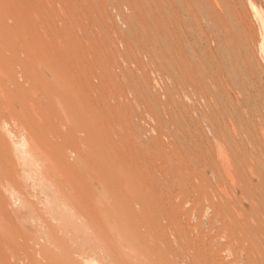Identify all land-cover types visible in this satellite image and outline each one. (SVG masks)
Returning <instances> with one entry per match:
<instances>
[{
  "label": "rangeland",
  "instance_id": "374dc122",
  "mask_svg": "<svg viewBox=\"0 0 264 264\" xmlns=\"http://www.w3.org/2000/svg\"><path fill=\"white\" fill-rule=\"evenodd\" d=\"M16 2V11L28 16L34 41L45 38L46 48L57 55L60 49L62 63L70 66L78 95L89 106L90 115L92 113L104 120L114 118L110 124L114 133L112 144L116 145L110 146L113 154L119 158L128 154L129 158L138 159L136 162L154 166L151 177L144 172L150 179L152 193L157 195L166 209H169V202H177V220L188 230L194 229L191 237L197 240L196 244L208 248L206 236L222 234V241L232 248L228 252L222 251L230 263L264 264V0H236L237 14H241L240 22L231 8V0H210L209 6L205 4L210 16L218 12L222 17L216 25L207 22L208 34L212 36L227 27L232 31V38H229L230 33L223 42V50L214 46L211 51H198L206 66L212 68L210 78L203 82V92H195L191 80L187 81L185 88H173L175 101L168 100L163 84L165 81L159 73L158 41L154 33L151 35V29L157 30L158 9L154 2L151 7L144 5L145 0H134L133 4L126 0ZM229 10L232 15L227 12ZM15 66L18 82L27 88L28 83L21 72L23 70ZM3 77L0 90H11L13 80L10 78V82L7 80L9 77ZM4 94V102H0V120L8 126L7 134L14 137L16 155L27 152L31 161L21 165L18 171L11 168L7 160L0 158V196L4 200H11H7V205L0 201V264H8L7 258L11 264L42 262L43 256L37 247L39 243L35 242L52 240H47L48 235H45L51 234L48 233L51 228L54 229H51L53 234L57 232L53 240L59 244L58 239H64L63 242L66 241L68 249H71L73 264L117 263H113L110 256L104 259L80 255L94 247L93 244L95 247L104 246L106 237L88 228L93 217L92 212L86 210L87 206L80 207L81 204L66 198L68 191L74 195L75 188L54 186L64 177V167L61 166L59 171L62 161L52 156L49 148V151L46 149L51 145V137L55 139L53 144L62 143L70 152L64 157L71 155L70 159H66L77 164L79 155L90 152V142L85 134H79V142L75 139L65 142L58 134L54 135V128L66 129L61 119L56 117L48 121L49 108H45L48 99L46 101L39 95V106L32 104L39 109L29 105L31 102L21 106L12 104L14 109H10L5 101L12 98V93L7 91ZM30 106L32 110H26ZM20 108L27 112V115L24 113L25 116L21 114L20 117L30 116L29 120L17 117L23 112ZM119 111L122 113L117 114ZM62 113L61 117H66L70 111L65 109ZM115 117H121L120 121ZM104 127L107 128V124ZM51 129L54 131L51 132ZM90 129L84 127L83 131L88 134ZM46 132L50 135H46ZM29 142H32V147ZM84 164L85 161H82L78 166H72H76L75 174L78 177L85 174ZM76 177L74 179L78 180ZM181 183L186 185L187 198L180 193L172 195L173 189H180ZM187 200L190 209L185 205ZM14 205L16 210L20 207L24 214L18 219L14 216L16 228L15 223L8 221L11 215L7 213ZM31 206L33 209H30ZM6 209L9 210L5 212ZM67 220L70 226H67ZM91 222L96 223L97 220ZM76 227L81 233L71 229ZM56 241L53 242L56 244ZM11 250L14 253H10ZM63 264L66 262L63 261Z\"/></svg>",
  "mask_w": 264,
  "mask_h": 264
},
{
  "label": "bare ground",
  "instance_id": "6f19581e",
  "mask_svg": "<svg viewBox=\"0 0 264 264\" xmlns=\"http://www.w3.org/2000/svg\"><path fill=\"white\" fill-rule=\"evenodd\" d=\"M126 1L131 4L134 3V0ZM231 1L233 2L231 8L234 10L236 20L240 22L241 14H237L236 0ZM153 2L157 6L158 15L156 16L155 24L157 30L155 31L151 29V35L152 33H154L158 41L156 51L157 54H159V73L165 81L163 84H165L164 87H166V92H164L168 100L175 101L176 98L173 88L177 90L178 88H185L188 80L192 81V87L195 92H203V82L210 78V70L212 68L210 66H206L205 61L199 55L198 51L200 49L203 51H206L207 49L211 51L214 50V46H218L222 49L223 42L226 40L227 36L230 33L231 34L229 38H232V31L226 27L220 30L219 33H214L212 36L211 33L208 34L209 29L206 28L207 22L216 25L222 19L221 15L218 14V12H214L212 16L209 15V11L206 9L205 4L209 6L210 0H145L144 5L147 7H151L153 6ZM17 7L18 3L16 2V0H0V75L4 77L6 76L5 78L9 77V79H7L9 81L10 78L13 80V87L11 90H0V102H4V93L7 94L8 91L9 94L12 93V98L8 99L5 102L8 104V106L10 105V107L6 106L10 109L13 108L12 104L16 103L20 104L19 106H21V104L26 105L31 102V104L29 105L32 106V104H35L34 106H39L38 99L40 98L38 97L39 95H41L43 96V98H46V101L48 99L46 107L42 106L45 108H49V112H47L48 115L45 114L48 116V121L52 118L57 117L61 119L62 125L66 128H64L65 130L62 131L58 129V127L54 128L53 126L55 130L54 135L58 134L59 137L63 138V141L65 142L69 139H75L77 142H79V134L84 133L86 136V140H89L90 152L86 155H83L81 153L82 156L77 153L80 156L79 157L77 155V158L79 159L77 161V164H81L82 161H85L86 164H84L85 174L82 173L79 175V177L75 174L76 168L74 167L76 166L72 167L73 165L77 164L70 162L71 160H67L71 158V155L69 156L70 158L67 156L64 157L65 154L68 155L70 152L66 151L62 143H52L55 140L54 136L51 137L53 138V140H51V145L49 144V147L46 148L47 150L49 148L52 156L54 155L58 159H60V161H62L63 165L59 164V171L60 168H62L61 166H63L64 169L62 170V173H64V175L62 176H66L65 178L63 177L57 184L55 180L54 186L59 185V187L63 188H65L64 186H67L68 188H75L74 195L76 196L70 194V192L68 191V195L66 196V198H69V200L72 199V202H77L79 205L81 204L80 207L82 205H85L84 207H88L87 209H85H89V212H92L93 219L97 220V222L94 223L95 221L91 222V220L93 219L90 218V224L88 228L90 227L92 230H95V232L98 231L103 235V237H106L105 240H107L105 241L106 243L104 246L95 247L96 245L93 244L94 247L92 246L88 248L89 250L87 249V252L83 251L84 253L81 252L80 255L84 257H88V255H90L104 259L105 257L110 256V258L113 260V263L117 261V263L121 264H237L235 262L230 263L228 260H226L225 254H223L222 251L228 252L231 251L232 248L226 241H222V239H224V236L222 234L212 235L210 237L206 236V240H209V243L206 244H209V247L205 248L204 245L203 247H200L197 245L199 243L196 244L197 240L194 239V241L191 237V234L195 232L194 229L188 230L181 225V222L177 220V202H169V209L163 207V203L157 199V195L152 193L150 179L147 175L144 174V172L146 171V173H148L151 177V174L154 170L153 165L148 163L141 164L139 162H136L138 159H133L131 156L129 158V155L124 152H122V154H126V156L123 158L116 157L117 155L115 156L113 154V148H110V146L116 145L112 144L114 143V133L110 128V124L114 122L112 120L114 118L109 117L104 120L101 119V117H98L96 115L94 116L92 113L90 115L89 106L78 95L77 88L75 87L76 82L72 79L70 66H67L66 63H62L63 54H61L60 49L57 55L56 52L49 51L46 48L45 38L39 42H35L34 34L32 30H30L28 16L23 12H17ZM253 7L255 9V6ZM227 12L232 15V12L230 10ZM208 27L211 28L210 26ZM136 36H138V33ZM262 47L264 53V46ZM15 65H18V68L20 70H23L21 72H23L22 75L25 76L26 82L28 83L27 88H25L23 85H21V83L18 82V76L16 75L17 72H15L14 68ZM20 66L22 67V69ZM48 72L50 73V76L47 74ZM2 76L0 77V80ZM164 89L165 88H163V90ZM203 99H206V97ZM31 106L26 110L34 107ZM74 108L76 110H73ZM10 109L9 111H11ZM20 109H23L20 110L23 112L20 113V111H16L17 113H20L19 116H16L19 117V119L29 120L30 116H28L29 119L20 117L21 114L24 117V113H26L27 115V112H25L26 110L24 108ZM65 109L70 111L69 115L66 117H61L64 114L62 112H65ZM31 110L32 109H30V111ZM119 113H122V111H119L117 114ZM12 115L14 117L15 113ZM115 118H117L116 120L121 119V117ZM106 124L107 128L104 127ZM53 125H55V123ZM7 127L8 126L2 124L1 121L0 158H4L5 160H7L10 166H12L11 168H14L16 170L18 169L19 171V168L22 167L21 165L27 164V162L29 163L31 159H28L29 157H27V152L25 154H19L20 156L16 155L15 152L17 151L14 150V144L16 143H14L15 141L12 140L14 138L13 136H11L12 134L9 135V132V134H7ZM84 127H86V129L91 128L88 131V134L83 131ZM54 130L51 129V132H53ZM10 132L13 133L12 131ZM36 132H38V130ZM46 135H50L49 132H46ZM34 138L35 137H33L32 140ZM34 141L35 140H33V142ZM17 142L20 143V141ZM48 142L49 140L47 139V145ZM29 143V145L32 147V142ZM37 143H39V141ZM39 145L41 144L39 143ZM38 153L39 152H37L36 154ZM36 160L39 159L36 158ZM54 160H56V158ZM89 164L92 171L89 169ZM228 165L230 167L227 166L226 170L228 167L231 168V163ZM45 167L47 168V166ZM71 168H73V170ZM65 169L68 171H66ZM137 169L140 173L137 171ZM78 170H80V168ZM70 172L74 173L75 177H78V180H75V177L73 176L74 174L71 175ZM59 177L61 178V176ZM180 185V189H173L174 192L172 195L180 193L182 197L187 198L188 194L186 193V185L184 183H181ZM2 193L4 192H1V194ZM7 200L6 198L4 200L0 196V201H3V203H6V205ZM185 202L184 203L187 206L188 200ZM56 203L57 202H55V204ZM180 205L185 206L184 204ZM189 206H187L188 209H190ZM6 207L8 206H5V208ZM15 207L12 206L11 209L9 208V212H7V209L5 211L13 216L8 217V221L11 223H15L14 220L24 215L20 207H18V210H16L17 207ZM22 207L24 206L22 205ZM30 209H33V207ZM27 210H29V208H27ZM6 214L2 215L4 216ZM14 216L15 218H17L13 219ZM62 216L64 215H60V217ZM62 218L65 219L66 217ZM76 221L77 220H75V222ZM68 222L69 221L67 220V226H70L71 224L68 225ZM240 224H242V222ZM16 226L17 225L15 223V228ZM20 226L21 225H19V227ZM22 227L20 229H22ZM0 228L2 227L0 226ZM47 228L48 227H45L46 230H49ZM51 229L48 232L51 234H47L44 231V233H46L45 235H48V237L46 236L47 240L48 238L52 240L56 239L55 235L57 232L53 234ZM71 229H76L77 231L79 230L77 229V227ZM239 229L241 228L239 227ZM202 233L203 235L205 234L204 232ZM45 240L42 241V243L44 242L43 244L41 242H37L39 240H36L35 242V244H41H37V247H39V252L43 256L42 262L37 261V264H63V261H65L66 264H73L71 249H68V246L65 243L66 241L63 242L64 239H61L62 241L58 239V243L60 242L59 244H57L56 240H53L56 241V244L52 240H48V242H45ZM51 243L55 244L54 247L51 245ZM61 250L63 253L61 252ZM59 252L60 255H58ZM10 253L14 252L11 250ZM242 253H244V251ZM11 259H13L12 256ZM65 259H67L68 261H66ZM7 261L8 264L9 262L11 264V261H9L8 258L6 262ZM2 262L4 263V261ZM33 264L36 263L34 262Z\"/></svg>",
  "mask_w": 264,
  "mask_h": 264
}]
</instances>
